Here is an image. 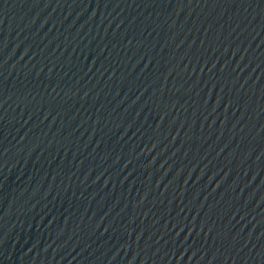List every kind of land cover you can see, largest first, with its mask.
I'll return each mask as SVG.
<instances>
[{"label":"water","instance_id":"obj_1","mask_svg":"<svg viewBox=\"0 0 264 264\" xmlns=\"http://www.w3.org/2000/svg\"><path fill=\"white\" fill-rule=\"evenodd\" d=\"M0 264H264V0H0Z\"/></svg>","mask_w":264,"mask_h":264}]
</instances>
